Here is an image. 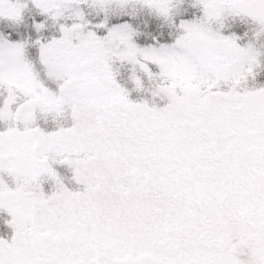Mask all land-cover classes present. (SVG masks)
Here are the masks:
<instances>
[{
  "label": "snow or ice",
  "instance_id": "snow-or-ice-1",
  "mask_svg": "<svg viewBox=\"0 0 264 264\" xmlns=\"http://www.w3.org/2000/svg\"><path fill=\"white\" fill-rule=\"evenodd\" d=\"M0 264H264V0H0Z\"/></svg>",
  "mask_w": 264,
  "mask_h": 264
}]
</instances>
